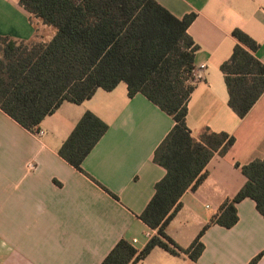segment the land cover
<instances>
[{
  "label": "crops",
  "instance_id": "obj_1",
  "mask_svg": "<svg viewBox=\"0 0 264 264\" xmlns=\"http://www.w3.org/2000/svg\"><path fill=\"white\" fill-rule=\"evenodd\" d=\"M157 1L178 18L196 14L188 28L198 46L199 76L187 114L193 136L209 127L235 137L226 154L212 157L203 181L182 195L166 228L186 249L245 184L240 166L264 158V92L239 117L228 104L220 69L238 42L236 28L258 43L254 54L264 63V0ZM55 33L19 0H0V36L49 42ZM87 111L109 127L80 171L59 150ZM173 125L143 94L129 96L125 81L112 90L98 88L81 103L64 101L35 132L0 109V264H100L121 238L142 249L156 230L139 215L166 174L154 152ZM237 212L233 227L212 224L205 230L197 260L155 247L136 264H249L261 252L256 264H264V216L251 198L240 201Z\"/></svg>",
  "mask_w": 264,
  "mask_h": 264
},
{
  "label": "trees",
  "instance_id": "obj_2",
  "mask_svg": "<svg viewBox=\"0 0 264 264\" xmlns=\"http://www.w3.org/2000/svg\"><path fill=\"white\" fill-rule=\"evenodd\" d=\"M20 5L56 29L49 42H25L0 36V109L35 132L41 121L64 101L81 103L98 88L114 89L125 81L129 96L138 93L169 114L174 125L154 152L166 169L155 193L139 215L156 230L142 249L121 238L100 264H136L155 248L197 260L204 251L202 234L212 224L231 228L238 222L237 204L256 202L264 216V158L240 166L246 177L236 195L225 200L192 244L184 249L166 228L188 189L206 177L215 154L224 155L235 137L205 127L196 139L187 123L188 102L196 86L194 57L198 48L188 33L195 13L178 18L157 0H19ZM232 55L220 69L229 106L244 117L264 92V63L258 43L241 29ZM87 111L59 150L80 171L82 163L108 130ZM263 252L249 264H256Z\"/></svg>",
  "mask_w": 264,
  "mask_h": 264
},
{
  "label": "built area",
  "instance_id": "obj_3",
  "mask_svg": "<svg viewBox=\"0 0 264 264\" xmlns=\"http://www.w3.org/2000/svg\"><path fill=\"white\" fill-rule=\"evenodd\" d=\"M201 68H205V65H201ZM198 76H199V74H198V72L195 70V77L198 79ZM39 134L41 135V134H43V132L41 131V132H39Z\"/></svg>",
  "mask_w": 264,
  "mask_h": 264
}]
</instances>
